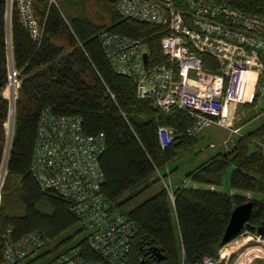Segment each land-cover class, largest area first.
<instances>
[{"label":"trees","instance_id":"1","mask_svg":"<svg viewBox=\"0 0 264 264\" xmlns=\"http://www.w3.org/2000/svg\"><path fill=\"white\" fill-rule=\"evenodd\" d=\"M212 1L246 15L264 17V0ZM116 2L58 0L56 6L35 2L33 14L42 30L38 44L30 40L12 9L7 57L11 56L18 86L15 89V82L10 83V76V105L14 89L16 94L13 116L9 112L13 124L0 185V262L6 230L11 240L32 232L48 240L35 258L20 264H32L55 250L74 246L80 248L84 259L99 260L88 248L82 225L69 210L70 202L52 190H41L31 174L42 112L76 117L83 135L100 136L97 165L102 177L101 196L135 227L127 264H180V251L182 264L195 263L202 257L216 258L230 211L246 201L237 195L178 187L170 202L161 186L149 198L134 203L159 182V171L178 152L193 146L195 138L181 136L191 125V118L177 110L161 113L148 101L136 99L133 78L115 74L104 57L99 36L108 32L146 45L149 66L163 60L159 48V40L165 35L163 28L119 17ZM6 59L4 0H0V168L7 142L4 124L8 101L2 95L7 92ZM202 61L203 69L216 71L213 59L202 56ZM259 82L263 84L264 79ZM157 127L170 128L175 135L164 149L157 143ZM263 141L264 123L236 138L227 151L186 172L184 178L196 185L220 187L229 170L230 190L264 196ZM250 202L253 210L247 227L234 238L241 233L256 235L251 227L261 224L264 200ZM234 257L231 255L230 261Z\"/></svg>","mask_w":264,"mask_h":264},{"label":"built area","instance_id":"2","mask_svg":"<svg viewBox=\"0 0 264 264\" xmlns=\"http://www.w3.org/2000/svg\"><path fill=\"white\" fill-rule=\"evenodd\" d=\"M56 6L57 0H4L7 85L16 81V72L7 57L10 43L9 21L14 9L20 25L30 40L39 43L42 30L34 14L35 2ZM119 17L143 24L160 26L165 35L159 40L163 60L148 65V50L139 40L104 32L99 36L102 52L115 74L133 78L135 98L146 100L161 113L177 110L192 123L181 133L194 137L203 129L216 126L231 130L227 120L226 93L234 72L264 74V17L246 15L212 0H117ZM146 55L143 66L142 55ZM202 56L213 59L216 71L203 69ZM9 110L13 112L14 94ZM258 92L264 96V83ZM10 105V107H9ZM13 116V113H12ZM160 149L172 144L175 135L170 128L157 127ZM100 136H86L76 117L54 116L42 112L33 149L31 174L41 190H52L70 202V212L83 229L88 248L98 261L86 260L78 246L53 254L46 264H127L135 227L124 215L101 196L102 177L97 165L101 151ZM264 156V141L261 143ZM182 188H193L185 180ZM170 202L173 195L164 187ZM10 231L2 236L0 264H20L38 253L48 240L32 232L11 240ZM253 251L264 254V237L250 235ZM231 242L223 245L229 248ZM180 264L182 252L180 251ZM230 261L223 250L216 258L202 257L192 264H238Z\"/></svg>","mask_w":264,"mask_h":264},{"label":"crops","instance_id":"3","mask_svg":"<svg viewBox=\"0 0 264 264\" xmlns=\"http://www.w3.org/2000/svg\"><path fill=\"white\" fill-rule=\"evenodd\" d=\"M235 73H236V78L234 81V89L236 92V96L231 95V93H230V90H231L230 85H231V81L233 79L232 78L228 83V91L226 93V105H225L227 115L229 117V118L227 117V119H228V122L231 124V127H232L231 130L226 131L225 129H221V128H218L216 126H213V127L220 129V130H224V132L216 134V132H214V131H212V133H207L204 130H202L198 135H196L197 137L194 136L195 142L193 143L192 149L188 148L184 151L182 150V151L178 152L176 154V158H179L180 156L185 157L187 154H189L188 156H191V160H192V156H194L193 148H194V145L196 144V140L202 139L206 135L208 141L210 142L208 146L213 147V142H215V144L217 146L216 147L217 151L211 157L208 158V159H210L217 154H220V153H223L224 151H227L228 148L233 144V142L236 138L243 137L248 132L253 131V130H255L261 126L260 125V126L256 127L255 129H251L250 131H248L245 134L241 133V129L248 122L255 119V117H247V115H246L248 112L247 109L250 107H253L256 104L257 100L259 98L263 97V96H260V94L258 92V87H259V83H260L259 81L261 79H264V77H262L264 74L257 75L253 72L238 71V70H236L234 72V74ZM256 94H258L257 98H256V102L253 106H250L249 104L251 101H253V98L255 97ZM236 111H239L238 115L240 118L236 117L238 119V123L235 124V122L233 123V120L237 121V119L233 117V114ZM8 117H9V114L7 115V119H8ZM6 122H7V120H6ZM6 122H5V124H6ZM11 123L13 124V120H11V117H10L9 127L7 129H6V126L4 124L5 132H6V138H8V136H9ZM11 132H12V129H11ZM7 133H8V135H7ZM189 149H191L190 150L191 153H186V151H188ZM208 159H206L205 161H207ZM205 161H203V162H205ZM189 163H191V161H189ZM181 164H185V162H182L180 164L178 163L177 166H180ZM195 167H192L191 169H193ZM177 170H178V167H176V168L174 167L170 172L168 171L166 174V180L172 185V189L174 188L173 190H175V188L177 189L178 187L182 186L181 185L182 182L185 181L184 178L179 181L178 177L175 176L176 173H174V172ZM193 188H197L200 190H206V191H213L216 193H225L224 191H220L219 187H212V186H208V185L193 184ZM169 192H170V190H169ZM170 193H172V192H170ZM226 194H228V195H239V196L245 197L244 195L249 194V193L228 189ZM239 236H238L239 237L238 240H237L238 237H236L234 240H232V243H230L229 248H227V246L223 248V246H222L219 250L222 249L223 252L228 256L234 255V253L236 254V251L239 250L240 252L239 253L237 252L238 254L235 255L234 259L237 256H239V259H240L239 263H241V264H251V263H254L256 260H257L256 264H258V262L263 263V260H261L259 258L261 256H257V255H260L259 252L257 250H256V252L253 251V249L255 247H254L253 241L250 240L251 237H250L249 233H241ZM236 242H237V244H236Z\"/></svg>","mask_w":264,"mask_h":264},{"label":"rangeland","instance_id":"4","mask_svg":"<svg viewBox=\"0 0 264 264\" xmlns=\"http://www.w3.org/2000/svg\"><path fill=\"white\" fill-rule=\"evenodd\" d=\"M58 1V0H57ZM6 61L8 62V58L6 59ZM264 77V75L262 76ZM11 80L10 79V83H11ZM16 83V81H15ZM16 85V84H15ZM9 87L7 85L6 87V90L7 92L4 93L3 92V96L6 98V100L8 101V103L10 104V99H9V96L7 95V93L9 92L8 91ZM15 95V94H14ZM15 97V96H14ZM10 107V105H9ZM237 107V106H236ZM247 117H255V119L251 120L250 122H248L242 129H241V133L242 134H245L247 133L248 131H250L251 129H255L256 127L262 125L264 123V96L259 98L256 102V104L253 106V107H250L247 109ZM10 112V110H9ZM238 112L239 111H236L234 114H233V117L234 118H240L239 115H238ZM9 114V113H8ZM228 117V115H227ZM229 118V117H228ZM236 118V119H237ZM228 120V119H227ZM9 122H10V116L8 117L7 119V122L5 124L6 126V129L9 127ZM235 122L238 123V119L237 121H234L233 120V123ZM234 125V124H233ZM205 132L207 133H212V131L216 132V134H219V133H223L224 130H220V129H217V128H214L213 126L211 127H207L205 129H203ZM203 131V132H204ZM227 131V130H226ZM204 134V133H203ZM8 135V133H7ZM198 135V134H197ZM196 136V135H195ZM197 137V136H196ZM209 141L206 137V135L202 138V139H198L196 140V144L194 145V148H193V152H194V156H192V160H191V156H188L189 154H187L185 157L184 156H180L179 158H175L171 163H169L166 167H164V169H162L161 171H159V173L161 172L162 175H160V179H159V182L152 185L149 189H147L146 191L142 192L140 194V196H138L134 203H139L147 198H149L150 196H152L157 190H159V188L161 186L163 187H168V189L170 190V192H173L174 188L172 189V185L166 180V174L167 172L171 171L174 167H178V170L175 171L174 173L175 176L178 177L179 181L182 180L184 178V174L185 172L189 171L192 167H195L197 166L198 164L202 163L203 161H205L206 159H208L209 157H211L216 151H217V146L215 144V142H213V147H209ZM192 149V147H191ZM191 149H189L188 151H186V153H191ZM192 155V154H191ZM263 159H264V156H263ZM189 161H191V163H189ZM182 162H185V164H181L180 166H177L178 163H182ZM1 168H2V165H1ZM1 168H0V173H1ZM5 171V170H4ZM228 173H229V170H227L222 178V183H221V186L219 187V190L220 191H224L225 193H227L229 187H228ZM2 176L4 175L1 174ZM0 175V176H1ZM1 179V178H0ZM185 179V178H184ZM176 189V188H175ZM239 196V195H237ZM245 197H242L244 198L246 201H251V200H264V196L261 195V194H253V193H249V194H245L244 195ZM133 204V203H132ZM68 232H66L67 234ZM83 234V233H82ZM81 236V234H80ZM240 237V236H239ZM239 237L237 238V240L239 239ZM238 242V241H237ZM236 242V244H237ZM50 245V243H49ZM48 245L47 248H50V246ZM62 249V248H61ZM60 250V249H59ZM63 250V249H62ZM58 252H62V251H58V250H55L53 251V253H51L50 255L46 256V257H42V258H39V259H36L32 264H46L47 261L53 256V254L55 253H58ZM240 252L239 250L236 251V254ZM234 253V255H236ZM260 255H257V256H261L259 257L261 260H263V263H260L258 262V264H264V254L261 252L259 253ZM37 255V254H36ZM36 255H32L31 257H29V259H32L34 256ZM231 256V255H230ZM229 256V258H230ZM35 258V257H34ZM128 259V258H127ZM259 259V260H260ZM240 260L237 261L238 264H241L239 263ZM257 261V260H256ZM256 261L254 263H251V264H256Z\"/></svg>","mask_w":264,"mask_h":264},{"label":"water","instance_id":"5","mask_svg":"<svg viewBox=\"0 0 264 264\" xmlns=\"http://www.w3.org/2000/svg\"><path fill=\"white\" fill-rule=\"evenodd\" d=\"M142 63H143V66L146 65V55L145 54L142 55ZM11 129H12V123L10 126V133H9V136H8L7 142H6V151H5V155H4V162L2 164L0 175L4 173V169H5V163L7 160L8 149H9V142H10V138H11ZM0 178H1L0 179V185H1L3 176L1 175ZM251 210H253V204H251L250 201H245L244 203L235 206L230 211L227 224L224 228V231H223V234L221 237V244L222 245L228 243L244 227H247V221L249 219V215L251 213ZM251 228H253L255 230L257 235L264 237V214L262 216V221H261L260 226L257 228H255V227H251ZM152 253H153V251H152ZM156 260H160V258L156 257ZM140 264H142V262H140Z\"/></svg>","mask_w":264,"mask_h":264},{"label":"bare ground","instance_id":"6","mask_svg":"<svg viewBox=\"0 0 264 264\" xmlns=\"http://www.w3.org/2000/svg\"><path fill=\"white\" fill-rule=\"evenodd\" d=\"M235 78H236V73L233 75V79L231 81V85H230L231 86V90H230V93H231V95H235L236 96V92H235V89H234V81H235Z\"/></svg>","mask_w":264,"mask_h":264},{"label":"clouds","instance_id":"7","mask_svg":"<svg viewBox=\"0 0 264 264\" xmlns=\"http://www.w3.org/2000/svg\"><path fill=\"white\" fill-rule=\"evenodd\" d=\"M237 237H238V236H237ZM234 239H235V238H234ZM234 239H232V240H234ZM232 240H231V241H232ZM231 241H229V242H231Z\"/></svg>","mask_w":264,"mask_h":264}]
</instances>
